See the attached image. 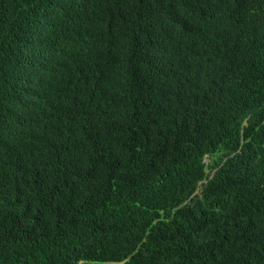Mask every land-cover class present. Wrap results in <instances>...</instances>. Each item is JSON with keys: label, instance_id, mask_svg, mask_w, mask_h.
<instances>
[{"label": "trees", "instance_id": "1", "mask_svg": "<svg viewBox=\"0 0 264 264\" xmlns=\"http://www.w3.org/2000/svg\"><path fill=\"white\" fill-rule=\"evenodd\" d=\"M0 264H264V0H0Z\"/></svg>", "mask_w": 264, "mask_h": 264}]
</instances>
